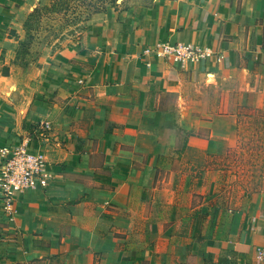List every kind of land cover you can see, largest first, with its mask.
Returning <instances> with one entry per match:
<instances>
[{
	"label": "crops",
	"instance_id": "0c3cea01",
	"mask_svg": "<svg viewBox=\"0 0 264 264\" xmlns=\"http://www.w3.org/2000/svg\"><path fill=\"white\" fill-rule=\"evenodd\" d=\"M4 1L11 2L6 6ZM15 1L0 0V25L12 19ZM153 1L144 13L153 29L141 24L142 41L130 49L138 55L121 63L113 84H101L109 96L107 108L87 114L85 150L70 158L66 154L57 170L46 156L59 174L45 189L17 197L13 220L0 209V264H264L258 257L264 249V192L249 202L248 223L227 239L209 243L201 236L187 245L175 238L176 223L163 230L158 222L145 239L121 234L150 201L171 203L175 190L188 188L181 168L172 177L173 158L201 166L208 154H220L234 143L235 115L205 112L193 100L201 96L197 86L211 85L206 75L196 78L199 72L230 69L242 54L264 55V0ZM95 32L86 46L87 68L94 64L88 57L98 53L94 48L105 49V39L107 47L110 43L107 31ZM177 41L191 42L209 55L197 63L170 51L158 55L163 54L159 44ZM146 46L150 49L143 53ZM96 61L105 68L103 60ZM5 93L11 103L0 102V146L16 138L23 109L14 89ZM162 165L165 174L156 178ZM226 247L237 253L230 256Z\"/></svg>",
	"mask_w": 264,
	"mask_h": 264
},
{
	"label": "rangeland",
	"instance_id": "374dc122",
	"mask_svg": "<svg viewBox=\"0 0 264 264\" xmlns=\"http://www.w3.org/2000/svg\"><path fill=\"white\" fill-rule=\"evenodd\" d=\"M10 2L4 1L6 6ZM156 2L17 0L12 19L1 23L0 102L7 101L5 90L11 94L14 89L18 104L23 107L20 112L15 106L20 117L15 137H27L30 143L43 149L45 156L57 165L54 169L63 167L61 160L66 154L70 158L85 150L84 133L90 128L87 114L103 106L107 108L109 101L101 84H113L121 63L138 55L130 49L142 41L141 24L147 31L153 29L144 13ZM97 30L107 31L110 43L107 47L105 39V49L94 48L98 53L88 57L94 64L87 68L86 46L91 33ZM180 43L199 48L191 42L159 44L163 54L158 55L170 54L171 47ZM120 44L123 45L119 47ZM148 47L143 53L149 51ZM204 57L184 59L197 63ZM257 58L264 60V55L242 54L230 69L216 72L203 67L199 72L196 78L201 81L206 75L205 82L211 85L197 86L201 96L193 100L205 112L235 115L234 143L214 160L210 157L213 163L202 175L197 174V166L173 158L172 177L181 168L188 174V188L175 190L171 203L153 199L142 216L139 209L132 227L121 233L124 237L145 239L153 222L162 224L163 230L176 223L175 238L187 245L201 236L213 243L215 237L227 239L231 231H241L248 223L244 213L249 202L264 192V63ZM96 59L105 62L104 69H99ZM112 62L114 66L108 70ZM171 87L176 88L173 84ZM202 118L206 120L205 116ZM100 159L96 156V160ZM164 174V165L159 166L156 178ZM237 250L225 248L230 256ZM259 250L260 247L256 248V254Z\"/></svg>",
	"mask_w": 264,
	"mask_h": 264
},
{
	"label": "built area",
	"instance_id": "2783aa9c",
	"mask_svg": "<svg viewBox=\"0 0 264 264\" xmlns=\"http://www.w3.org/2000/svg\"><path fill=\"white\" fill-rule=\"evenodd\" d=\"M194 48V49H193ZM190 43L175 44L170 52L176 58H198L208 54ZM44 151L27 137H17L0 146V209L9 220L18 214L17 197L33 189H45L54 179ZM108 201L104 202L105 206ZM259 258L264 259V249Z\"/></svg>",
	"mask_w": 264,
	"mask_h": 264
},
{
	"label": "trees",
	"instance_id": "16d2710c",
	"mask_svg": "<svg viewBox=\"0 0 264 264\" xmlns=\"http://www.w3.org/2000/svg\"><path fill=\"white\" fill-rule=\"evenodd\" d=\"M210 157H212L213 160H214V159L217 157V155H216V154H208L205 164H203V165H201V166H197V167H198L197 174H201L205 169H210V168H209V167H210V164L213 163V160H212V161L209 160ZM205 214H206V213H205Z\"/></svg>",
	"mask_w": 264,
	"mask_h": 264
},
{
	"label": "bare ground",
	"instance_id": "6f19581e",
	"mask_svg": "<svg viewBox=\"0 0 264 264\" xmlns=\"http://www.w3.org/2000/svg\"><path fill=\"white\" fill-rule=\"evenodd\" d=\"M210 76H211V75H210ZM210 76H209V77H210Z\"/></svg>",
	"mask_w": 264,
	"mask_h": 264
}]
</instances>
